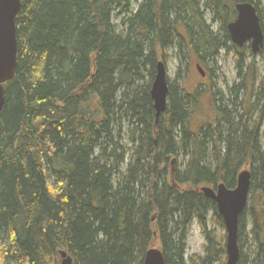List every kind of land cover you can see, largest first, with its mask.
<instances>
[{
    "label": "trees",
    "instance_id": "1",
    "mask_svg": "<svg viewBox=\"0 0 264 264\" xmlns=\"http://www.w3.org/2000/svg\"><path fill=\"white\" fill-rule=\"evenodd\" d=\"M133 1L20 0L17 69L4 85L0 113V264H60L62 251L72 264H143L156 245L165 264H186L194 220L207 241L199 263L221 256L226 264L222 219L199 188L233 189L245 169L251 187L239 217L237 264H264V154L257 142L264 85L242 103L249 117L230 123L213 101L211 118L193 130L194 109L201 111V95L210 91L187 94L168 83V108L155 125L156 63H165L174 45L189 60L217 55L223 44L207 33L198 0H141L136 10ZM252 1L209 0L204 9L226 28L234 5ZM232 51L241 58V50ZM143 71L150 79L144 88L136 84ZM253 97L262 103L255 120ZM185 121L191 129H182ZM125 122L133 127L134 155L123 170ZM187 142L193 148L180 171L168 157L190 150ZM209 213L224 230L219 246L205 232Z\"/></svg>",
    "mask_w": 264,
    "mask_h": 264
},
{
    "label": "rangeland",
    "instance_id": "2",
    "mask_svg": "<svg viewBox=\"0 0 264 264\" xmlns=\"http://www.w3.org/2000/svg\"><path fill=\"white\" fill-rule=\"evenodd\" d=\"M199 1L203 4L209 0ZM133 2L132 8L136 10V7L140 4L141 0H134ZM253 2H257L259 4L260 11L264 16V0H253ZM202 10L204 12L203 14H205V23H211L212 16L210 12L201 8L200 13ZM212 24L213 31L218 34V38L221 37L223 45L225 44L217 50V55L205 56L203 54H192V57L188 60L185 58V52L182 53L178 46L174 45L167 50L165 60L168 83H176L177 86L187 94H191L195 89L210 91V94L201 95L200 101L203 108L201 111L200 108H198V113L191 119V124L197 125L192 127L193 130H195L194 127L200 126L201 122L211 118L207 114L213 110L214 102L216 105L223 107V109L228 112L230 117L235 116L234 114H238L236 105L242 103L245 104V101L248 100L246 97L248 91L252 90L254 91V94H256L261 85L260 79L264 77V49L262 50V54L253 56L250 51V47L246 46L243 50H241V58L237 57L232 51L231 41L226 39L224 42L223 23L221 22L220 17H216ZM201 57L204 58L202 59ZM197 64H199L205 71V79L198 74L195 67ZM249 66H251V68H249ZM179 71L180 76L178 74ZM149 81L150 79L148 78L147 72L143 71V80L138 81L136 84L144 88ZM245 81L246 86H244ZM249 84L250 86H248ZM250 99L251 101H249V103H251L253 107L251 116L253 119H256L262 103H258L254 97ZM131 131H133V127L128 125V122H125L121 135V145L124 150H126L124 158L125 167L130 161V156L134 155L133 146L131 144ZM260 140L263 145L262 150L264 152V122L260 128ZM206 154L212 157L213 152L211 146L207 148ZM173 160L176 161V168L180 171L184 170L188 162V159L183 155L173 158ZM172 161L171 164L173 165ZM125 167L123 170H125ZM205 232L207 234L210 233V235L214 237L217 246L222 243L224 230L216 224L212 213H209L207 216ZM155 247L160 249L159 245H156ZM206 247L207 241L204 232L198 222L194 220L187 236L185 251L186 263L190 264L193 260L194 263L200 264V260L207 256ZM245 248L246 246L243 249V253H247V248ZM214 260L215 261L211 262V264H222L220 261L221 256H218Z\"/></svg>",
    "mask_w": 264,
    "mask_h": 264
},
{
    "label": "water",
    "instance_id": "3",
    "mask_svg": "<svg viewBox=\"0 0 264 264\" xmlns=\"http://www.w3.org/2000/svg\"><path fill=\"white\" fill-rule=\"evenodd\" d=\"M20 10V0H0V113L6 103L4 85L13 80L17 69L16 18ZM238 17L228 25V32L233 44L242 47L251 42L255 55L264 49V35L260 19L254 6L245 3L236 6ZM201 77L203 70L196 66ZM155 76L150 90L155 117L158 119L167 110L168 84L166 67L159 61L155 67ZM251 187V172L243 170L236 176V186L228 189L224 184L214 188L202 187L200 193L215 203L226 231V264H237L240 259L238 247L239 217L244 212ZM60 264H72V259L65 253H59ZM143 264H165L163 253L159 249L147 251Z\"/></svg>",
    "mask_w": 264,
    "mask_h": 264
},
{
    "label": "bare ground",
    "instance_id": "4",
    "mask_svg": "<svg viewBox=\"0 0 264 264\" xmlns=\"http://www.w3.org/2000/svg\"><path fill=\"white\" fill-rule=\"evenodd\" d=\"M245 3H248V4H250V5H252V6H254L255 7V9H256V11H257V15H258V17H259V19H260V24H261V28H262V31H263V35H264V16H263V14L262 13H260V14H258V11H260V8H259V4L257 3V2H239V3H236L235 5H234V15L233 16H231L230 17V21H231V19H232V21L230 22H228L227 23V25H226V28L223 26V39H225L224 40V42L226 41V37L224 36V32L226 33V31H227V34H228V36H229V39L228 40H230L231 41V39H230V35H229V32H228V25L230 24V23H232V22H234L235 20H236V18L238 17V13H237V11H236V6L237 5H239V4H245ZM198 6H199V13H200V10H201V8L202 9H204V7H205V3H203V4H201L200 3V1L198 0ZM204 12H203V10H202V12L200 13V14H203ZM211 14V13H210ZM204 15L205 14H203V15H201V17H202V20L205 22V17H204ZM260 15H262V20H261V17H260ZM182 18H181V20H182V22H183V24H187V23H189L190 22V13H188V12H185V13H183L182 14V16H181ZM212 21H211V23H205L206 24V27H207V33L210 35V37L213 39V40H218V42L220 43V44H223L222 43V41H221V37L220 38H218V34L216 33V32H214L213 31V28H212V26H213V20H215V18L214 19H211ZM220 20H221V17H220ZM263 21V22H262ZM175 35V32L174 31H171L170 32V34H169V36L170 37H172V36H174ZM170 39V38H169ZM231 43H232V41H231ZM250 43L251 42H247V43H245L242 47H237L235 44H233L232 43V47L234 46L235 48H237V49H239V50H243L244 49V47H246V46H248V47H250ZM225 45V44H224ZM223 45V46H224ZM222 46V47H223ZM250 51H251V53H252V50H251V47H250ZM259 53V52H258ZM257 53V54H258ZM257 54H253L252 53V55L253 56H257ZM249 68H251V66H249ZM250 70V69H249ZM205 75H204V78L203 79H205L206 78V73H204ZM260 87L262 86V85H264V77L262 78V79H260ZM260 87H259V89H260ZM258 89V90H259ZM150 90H151V88H150ZM257 93H258V91H257ZM256 93V94H257ZM234 108H235V105H234ZM198 108L196 107V110L194 109V112H193V114H192V118L198 113ZM236 110H238L237 111V113L238 114H234L235 116H232V117H230V123H233V124H237V123H239V121H240V117L241 116H243L244 118H247V117H249L248 115H246L245 114V111H244V105L243 104H238V105H236ZM153 112H154V124L156 125L158 122H159V120H160V118L163 116V114L158 118V119H156V117H155V111H154V109H153ZM251 115V114H250ZM257 117V116H256ZM253 120H255V119H253ZM252 120V121H253ZM181 127H182V129H184V130H189V127H190V123L188 122V121H185L183 124H181L180 125ZM140 127V126H139ZM190 129H191V127H190ZM179 130H180V128L177 130V133L175 134V136H176V138H177V140H181L183 137L181 136V134L179 133ZM257 142H258V147H259V149H260V151L264 154V152H263V145H262V143H261V140H260V138L259 139H257ZM188 144H187V146H186V148H190V150H185L183 147H180L179 148V150L177 151V155H174V156H169L168 158H170V159H172V158H176V157H178V156H181V155H183V156H185V154H189V153H191V148H193V145L191 144V142H187ZM191 145V146H190ZM207 156H209L208 154H207ZM211 158V156H209L208 157V160ZM213 160V159H212ZM173 161H175V160H173ZM210 161V160H209ZM124 167H125V165H124ZM123 167V168H124ZM125 169H126V167H125ZM220 226V225H219ZM208 235L210 236V237H212L211 235H210V233H208ZM184 260H185V255H184ZM185 263H186V261H185ZM191 263H193V264H196V263H194L193 262V260L190 262V264ZM187 264V263H186Z\"/></svg>",
    "mask_w": 264,
    "mask_h": 264
}]
</instances>
